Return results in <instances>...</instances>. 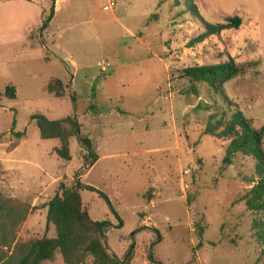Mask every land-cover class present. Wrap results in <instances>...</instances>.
<instances>
[{"label": "rangeland", "instance_id": "rangeland-1", "mask_svg": "<svg viewBox=\"0 0 264 264\" xmlns=\"http://www.w3.org/2000/svg\"><path fill=\"white\" fill-rule=\"evenodd\" d=\"M176 1L119 0L104 11L107 0H62L49 21V1L0 0V194L26 214L19 243L54 237L47 205L61 184L80 183L110 199L117 216L80 191L91 218L113 224L104 242L121 260L134 246L131 264H264L252 229L260 216L243 202L253 162L224 165L228 142L204 134L214 112L239 110L264 127V0H194L211 24L242 21L194 46L203 26ZM229 56L240 69L224 85L230 109L207 84L190 93L185 68ZM34 115L69 131L77 120L100 160L90 170L78 137L67 139L71 160L59 158V140H42ZM43 264L64 262L57 253Z\"/></svg>", "mask_w": 264, "mask_h": 264}, {"label": "trees", "instance_id": "trees-1", "mask_svg": "<svg viewBox=\"0 0 264 264\" xmlns=\"http://www.w3.org/2000/svg\"><path fill=\"white\" fill-rule=\"evenodd\" d=\"M51 1V15L54 16V0ZM184 1L186 12L199 20L204 31L190 41L194 46L206 41L209 37L221 34L223 31L238 29L241 26L239 17L228 18L224 23L211 24L200 15L194 0H177L176 6ZM48 24H45V27ZM240 72L233 57L225 63L212 65L191 66L183 71V77L191 83L190 93L198 96L199 84H207L216 94L220 95L228 104L232 102L225 93L224 85L234 79ZM6 95L15 99V89L8 87ZM196 111L211 110L207 105L199 104ZM43 140L60 139L62 145L56 148L59 158L70 161V151L67 139L78 137L79 142L88 150L87 158L90 165L98 160V155L88 137L80 134L81 125L74 118H69L73 129L66 130L61 121L49 120L43 115H34ZM204 134L218 140L228 142L225 149L223 163L233 166L236 158L242 156L253 162L254 173L248 179L250 189L243 196V202L249 212L260 216L255 219L252 229L255 232L257 242L262 246L260 251L264 261V127L254 128L253 122L237 110L230 116L227 111L214 112L209 115ZM20 135V134H19ZM96 192L106 202L108 208L117 216L110 199L101 191L92 186H84L80 183L75 188H67L61 184V193H57L47 205V230L51 226L55 228L54 237H44L29 243L17 241V229L26 219V214L19 212L14 206L0 194V264H43L55 262L57 253H60L64 264H85L88 257H92L93 264H131L134 259L133 248L123 260L110 253L104 242L105 233L113 227L109 221H95L83 207L81 190ZM151 263L156 261L150 257ZM158 264V263H157Z\"/></svg>", "mask_w": 264, "mask_h": 264}, {"label": "crops", "instance_id": "crops-1", "mask_svg": "<svg viewBox=\"0 0 264 264\" xmlns=\"http://www.w3.org/2000/svg\"><path fill=\"white\" fill-rule=\"evenodd\" d=\"M29 4L32 2V0H26ZM40 1H42V0H40ZM45 1H49L50 2V6H51V1L50 0H45ZM61 1L62 0H54V16H53V18H52V20L54 19V17H55V15H56V11L58 10V7H59V5H60V3H61ZM119 1V0H118ZM107 2H108V0H107ZM159 2H160V0H159ZM161 3H162V1H161ZM118 4V3H117ZM159 5L160 4H158V7H159ZM106 6V5H105ZM104 6V7H105ZM117 6V5H116ZM115 9V8H114ZM113 9V10H114ZM112 10V11H113ZM133 35V34H132ZM135 36V35H134ZM137 41H138V39H136ZM90 139V138H89ZM43 140V139H42ZM52 140V139H51ZM57 140H59V145L58 146H54V147H56V148H60L59 146L62 144V142H61V140L60 139H57ZM91 140V139H90ZM92 141V140H91ZM92 143H93V141H92ZM70 144H71V140H70ZM98 150H99V148H98ZM100 158H101V156L99 157L98 156V160L97 161H99L100 160ZM95 163H97V162H95ZM96 164H94L92 167H90V170L95 166ZM132 263V262H131Z\"/></svg>", "mask_w": 264, "mask_h": 264}, {"label": "built area", "instance_id": "built-area-1", "mask_svg": "<svg viewBox=\"0 0 264 264\" xmlns=\"http://www.w3.org/2000/svg\"><path fill=\"white\" fill-rule=\"evenodd\" d=\"M118 3V0H108V4L104 7V11H112ZM107 67H110L108 63L106 67H102L103 70H106Z\"/></svg>", "mask_w": 264, "mask_h": 264}]
</instances>
